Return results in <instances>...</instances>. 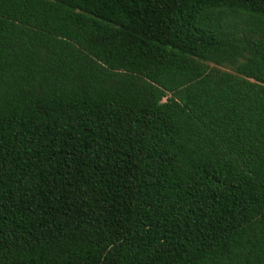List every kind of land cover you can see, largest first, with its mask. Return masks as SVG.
Segmentation results:
<instances>
[{"label":"trees","instance_id":"trees-1","mask_svg":"<svg viewBox=\"0 0 264 264\" xmlns=\"http://www.w3.org/2000/svg\"><path fill=\"white\" fill-rule=\"evenodd\" d=\"M0 264H264V0H0Z\"/></svg>","mask_w":264,"mask_h":264}]
</instances>
